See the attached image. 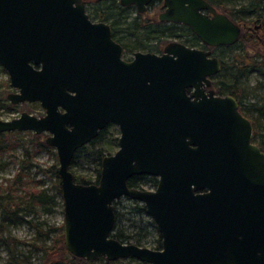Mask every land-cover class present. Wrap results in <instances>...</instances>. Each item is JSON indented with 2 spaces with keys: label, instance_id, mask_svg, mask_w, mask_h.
Instances as JSON below:
<instances>
[{
  "label": "water",
  "instance_id": "water-1",
  "mask_svg": "<svg viewBox=\"0 0 264 264\" xmlns=\"http://www.w3.org/2000/svg\"><path fill=\"white\" fill-rule=\"evenodd\" d=\"M83 1L0 0V65L16 90L6 98L44 110L0 118V133L47 132L67 251L87 260L264 264V152L236 98L205 92L219 58L173 40L161 53L135 51L127 60L110 25L91 21ZM118 1L144 13L151 0ZM158 20L185 24L210 46L241 34L207 0H163ZM108 121L118 125L116 151L102 158L96 183L76 182L75 151ZM141 174L157 177L155 188L128 185ZM123 196L144 205L160 248L111 236L113 203Z\"/></svg>",
  "mask_w": 264,
  "mask_h": 264
},
{
  "label": "trees",
  "instance_id": "trees-1",
  "mask_svg": "<svg viewBox=\"0 0 264 264\" xmlns=\"http://www.w3.org/2000/svg\"><path fill=\"white\" fill-rule=\"evenodd\" d=\"M225 12L233 21L242 26V32L239 39L232 45L215 47L219 53L213 52L221 60V69L216 74L213 81L217 92L220 95H232L236 98L239 110L247 117L253 126V141L257 143L264 152V7L261 0H207ZM162 0H153V8L160 6ZM93 18L108 22L112 27L113 38L122 45L124 57L126 54H132L135 51H151L159 53L168 38H178L183 43L201 46L199 39L190 28L185 24L160 21L158 17L147 13H135L134 6H122L118 0H104L97 2L89 7ZM154 11V10H153ZM133 12L135 14H133ZM256 74L261 79L256 85L263 90V95L252 104H243L245 96L244 87L241 85L242 79ZM8 84V83H7ZM0 102L10 108L11 103H5L6 99L0 92ZM37 105V104H36ZM36 107L39 108L37 105ZM39 110V109H38ZM34 110H31V112ZM262 126V127H261ZM261 127V129H260ZM18 131H8L0 133V157L8 150L21 146L23 157L20 160L19 170L14 179L7 182L6 185L0 183V244L6 249L7 264H17L22 262L25 257L29 260L22 250L21 244L30 247V252L38 255L37 264H148L135 258H118L112 261L104 257L87 260L69 253L64 245L63 223L58 226L47 224L40 221V212L45 214L53 213V206L56 204L55 196H61L59 176L57 173V164L49 166L56 181L52 185L55 194H50L48 188H38L40 181L32 179L31 184L23 181L26 175L25 169L29 170L33 166L39 168L38 164L33 162L34 154L37 150L44 148L57 158L53 147L48 146L45 140H40V135H34L29 132L28 142H22L20 138L7 140L6 137ZM117 129L114 131L112 141L117 144ZM100 135L92 139L87 144L81 146L74 153L70 163V170L73 173L74 180L79 183H96L100 174V163L104 156L110 155L102 147H95L104 141ZM104 143V142H103ZM87 153L93 156L97 163L96 175L94 179L86 175L75 174L74 166L76 159ZM2 162L0 160V167ZM146 182L155 188L157 178L150 175H134L127 180L131 187L143 188ZM127 202L122 203V197L115 200L114 211L115 221L111 231V236L121 242L135 243L144 245L148 242V236H156L152 241L153 248L161 247V236L157 230L154 220L149 217L145 211L144 205L137 201L125 197ZM121 204V211L119 205ZM28 216H31L28 218ZM27 223L34 229V236L31 239L23 240L11 234L10 231L4 233L9 226H16ZM156 233V235H155Z\"/></svg>",
  "mask_w": 264,
  "mask_h": 264
},
{
  "label": "rangeland",
  "instance_id": "rangeland-1",
  "mask_svg": "<svg viewBox=\"0 0 264 264\" xmlns=\"http://www.w3.org/2000/svg\"><path fill=\"white\" fill-rule=\"evenodd\" d=\"M160 9H154V11L151 10L147 12V14L153 15L154 17H157L158 13L160 12ZM135 13H139L135 10ZM133 12V14H135ZM142 14V13H140ZM173 40H177V41H181L178 38H168V42L169 41H173ZM167 42V43H168ZM210 50H212V52L215 53H219V50L216 48H209ZM132 56V54H126V57H130ZM213 81H217V79H215V77L213 78ZM242 83L241 85L244 87V92H245V96L242 100H244L243 104L244 106L248 103L249 105L252 104L254 101H256L258 99V96H262L263 95V90L259 89L256 85L259 83V81H261L260 78L257 77L256 74L251 75L248 80L242 79ZM258 82V83H257ZM263 82V81H261ZM9 83V79H8V75L6 72H4V70L2 69L1 65H0V92L3 93L5 99H6V95L11 92L14 91L13 89H11L9 87V85L7 84ZM215 88V87H214ZM8 103L7 99L6 102ZM37 105L35 104H20L17 105L16 107H12L10 108L9 106H7L6 104H3L0 102V118L1 119H11L14 118L16 116H18L22 111H28L31 112V110L34 114H36L39 110L38 107H36ZM264 122H261L260 125H263ZM262 127V126H261ZM260 127V129H261ZM19 133L16 134H12L9 135L8 137H6L7 140H12L14 138H20V140L22 142H28V140L30 139V135L29 132L33 133L32 131H18ZM35 135V133H33ZM40 135V140L44 141L45 137L47 136V133H42L39 134ZM104 142V143H103ZM95 147H102L104 149H106L107 152H114L117 149V144L112 141V139H105L104 141H102V144H97L95 145ZM23 149L21 148V146H16L8 151H6L1 157L0 160L2 162V166L0 167V183H2V185H6L7 182H10L11 179H14L15 174L18 172L19 170V165H20V160L23 157V153H22ZM76 165L74 166V170H75V174L77 175H86L91 177V179L95 178L96 175V169H97V163L94 160L93 156H89L88 152L83 154V156H80L79 158H77L76 160ZM33 162L37 163L39 168L33 166L31 169L27 170L25 169V176L23 178V181L27 184H31L32 179L35 181H40L37 184L35 183V185L38 188H48L49 189V193L50 194H55V190L52 187V185L54 184V182L56 181V177L54 176V174L52 173L51 170L49 169V166H51L52 164H57L58 167V158L54 157L52 155V153L44 148H41L40 150H37V152L34 154L33 157ZM151 176V175H150ZM147 184H145L143 186V188H147V189H152L153 187H151L149 182H146ZM34 184V183H33ZM126 196L122 197V203H126L127 200L125 198ZM129 198V197H128ZM131 199V198H130ZM55 200H56V204L53 206V213L51 214H45L40 212L39 215V220L40 221H45L47 224L53 225V226H58L61 223H63V201H62V197L58 196L56 194L55 196ZM135 200V199H133ZM119 209L121 211H124L123 209H121V204L119 205ZM31 216H28V218H30ZM150 217V216H149ZM10 231L12 235L23 239V240H29L34 236V229L31 228L27 223H23L20 225H16V226H9L4 233ZM156 235V233H155ZM156 236H151L149 235L148 238V242H146L144 244V246H148L153 248L154 244H153V240ZM20 250L23 251V253L29 257V260L25 259L22 262H19L17 264H37L38 262V255H35L33 252H30V247L26 244H21V246L19 247ZM6 249L3 248L2 244H0V264H7L6 262ZM131 264H137L135 262H130Z\"/></svg>",
  "mask_w": 264,
  "mask_h": 264
},
{
  "label": "flooded vegetation",
  "instance_id": "flooded-vegetation-1",
  "mask_svg": "<svg viewBox=\"0 0 264 264\" xmlns=\"http://www.w3.org/2000/svg\"><path fill=\"white\" fill-rule=\"evenodd\" d=\"M100 1H104V0H84L83 1V3H84V7H85V12L88 14V16H89V18L91 19V21H93V22H96V21H101V20H97V19H95V18H93L92 17V15H91V13H90V11H89V7L91 6V5H93V4H95V3H97V2H100ZM152 1L153 0H151L150 1V3L148 4V7H147V10L144 12V13H147L148 11H150L151 12V10L153 11L154 9H160L161 11L163 10V0H162V4L160 5V6H157V7H155V8H153L152 6H151V3H152ZM123 6V5H122ZM129 6H134V5H129ZM214 6V5H213ZM215 7V6H214ZM134 8H135V6H134ZM216 9H217V11H220L217 7H215ZM136 10V9H135ZM220 12H222V11H220ZM205 13H207V14H209V15H212L211 13H209V12H206L205 11ZM225 13V12H224ZM157 17H158V15H157ZM103 22H105V21H103ZM105 23H107V24H109L108 22H105ZM180 24H182V23H180ZM110 25V24H109ZM241 26V25H240ZM110 27H111V25H110ZM189 27V26H188ZM190 28V27H189ZM191 30V29H190ZM192 31V30H191ZM241 32H242V26H241ZM193 33V32H192ZM195 34V33H194ZM196 35V34H195ZM111 37L113 38V36H112V27H111ZM197 37V36H196ZM198 38V37H197ZM114 39V38H113ZM199 39V38H198ZM115 40V39H114ZM199 41H200V43H201V46H199V45H196V46H191V45H188V44H186V45H188V46H190V47H199V48H202V49H205V50H209V51H211V55H213V56H216L215 54H213V52H212V50H210L209 48H215V47H218V46H225V45H217V46H210V45H207V44H205L204 42H202L200 39H199ZM181 42V41H180ZM183 43V42H182ZM185 44V43H184ZM165 46V45H164ZM164 48V47H163ZM163 48H162V50H163ZM162 50L159 52V53H161L162 52ZM124 53V52H123ZM124 56V55H123ZM217 58H219L218 56H216ZM131 58V56L130 57H125V59H127V60H129ZM219 60H220V58H219ZM220 62H221V60H220ZM2 67V66H1ZM35 67H38V66H35ZM2 69L4 70V72H6L7 73V71H6V69L4 68V67H2ZM220 71V70H219ZM218 73V72H217ZM216 73V74H217ZM216 74H214V75H212L210 78H211V84H210V86H205V92H207L209 89H213L214 90V93L215 94H219L218 92H217V90H216V88H214L215 86H214V83H213V78L216 76ZM7 75H8V73H7ZM8 85H9V83H8ZM10 87V86H9ZM11 89H13L14 91H11V92H15L16 90L14 89V88H12V87H10ZM220 95V94H219ZM7 99V98H6ZM8 101V100H7ZM9 102V101H8ZM9 103H11V102H9ZM20 104H29V105H33V104H37L38 106H39V111L36 113V114H34L33 112H29V113H31V114H34V115H37V116H40V115H42L43 113H44V110H43V108L41 107V105H40V103L38 102V101H32V102H29V101H24V102H18V103H11V105H13L12 107H16L17 105H20ZM28 112V111H27ZM115 129H117V132H118V135H117V139H118V136H119V129H118V125L116 124V123H114L113 121H108L102 128H99L98 129V132H97V135L95 136V138L96 137H99V135L103 138V139H109V138H112L113 137V135H114V131H115ZM43 133H47V132H43ZM40 134H42V133H40ZM36 135H39V134H36ZM94 139V138H93ZM116 151V150H115ZM114 151V152H115ZM114 152H112V153H114ZM111 153V154H112ZM141 175H144V174H141ZM155 177V176H154ZM157 178V177H156Z\"/></svg>",
  "mask_w": 264,
  "mask_h": 264
}]
</instances>
